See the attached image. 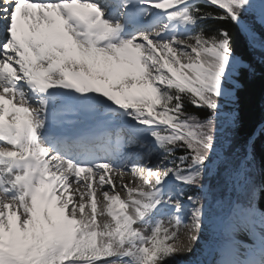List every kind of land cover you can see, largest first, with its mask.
I'll list each match as a JSON object with an SVG mask.
<instances>
[{
    "label": "snow or ice",
    "instance_id": "6c2138e0",
    "mask_svg": "<svg viewBox=\"0 0 264 264\" xmlns=\"http://www.w3.org/2000/svg\"><path fill=\"white\" fill-rule=\"evenodd\" d=\"M258 71L264 0H0V264H264Z\"/></svg>",
    "mask_w": 264,
    "mask_h": 264
},
{
    "label": "trees",
    "instance_id": "16d2710c",
    "mask_svg": "<svg viewBox=\"0 0 264 264\" xmlns=\"http://www.w3.org/2000/svg\"><path fill=\"white\" fill-rule=\"evenodd\" d=\"M239 111L242 140L264 124V72H259L252 80H245L240 91ZM258 153L264 151V135L257 141Z\"/></svg>",
    "mask_w": 264,
    "mask_h": 264
},
{
    "label": "bare ground",
    "instance_id": "6f19581e",
    "mask_svg": "<svg viewBox=\"0 0 264 264\" xmlns=\"http://www.w3.org/2000/svg\"><path fill=\"white\" fill-rule=\"evenodd\" d=\"M126 180L128 179V178H125ZM205 240L206 241H210L211 240V237L210 236H206L205 237ZM194 257H188V256H185L183 259H185V260H191V259H193Z\"/></svg>",
    "mask_w": 264,
    "mask_h": 264
}]
</instances>
